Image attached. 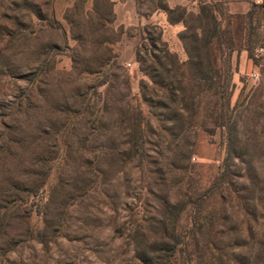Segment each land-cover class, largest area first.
Masks as SVG:
<instances>
[{
    "label": "rangeland",
    "instance_id": "rangeland-1",
    "mask_svg": "<svg viewBox=\"0 0 264 264\" xmlns=\"http://www.w3.org/2000/svg\"><path fill=\"white\" fill-rule=\"evenodd\" d=\"M165 1L184 8L189 27L199 7L215 5L223 53L213 40L211 57L232 72L227 184L197 212L211 251L184 253V235L190 202L223 162L225 134L211 99L193 100L195 83H184L186 107L169 96L180 86L165 84L187 68L169 73L150 59L153 39L185 64L183 24L148 19L157 0H135L140 19L128 26L112 0H0V264H142L135 236L149 264H184V254L191 264H264V11L250 19L228 0ZM139 112L142 143L132 137Z\"/></svg>",
    "mask_w": 264,
    "mask_h": 264
},
{
    "label": "trees",
    "instance_id": "trees-1",
    "mask_svg": "<svg viewBox=\"0 0 264 264\" xmlns=\"http://www.w3.org/2000/svg\"><path fill=\"white\" fill-rule=\"evenodd\" d=\"M218 1H227V0H218ZM252 8H250L244 15L247 18H252L253 14L258 10H263V5L252 3ZM155 9L164 12L167 16V21L170 25L182 23L183 30L178 33V39L183 43L186 53L187 60L184 62H179L177 57L170 53V51L164 47L162 50L158 49L155 45V41L150 39V59L153 64H155L158 68L164 69L166 72L171 73L172 69H183L184 66L187 68L186 70L190 73L186 76L181 73L179 75V79L173 75L174 81H170V84H165V88H169L172 84L171 82H176L178 86H180V95H174L170 91L169 96L173 98V102L176 101L178 97H180L182 107H186L184 105V101L186 100V88L184 83L192 82L196 84L198 87L197 93L193 96V100L199 99L203 94L204 97H208L211 103V107L209 108V112L211 117L213 118V126L222 130L225 134V156L223 158V162L219 168L217 175L212 180L209 187L202 192L199 197L195 198L192 202H190L191 211H194V215L191 214V226L188 231V236L184 235V253H187V249L191 247H198L201 245L205 249L211 251L212 243L209 236L205 234L204 224L202 221H198L197 212L200 210L201 206L213 199L214 196L217 195L218 190L222 187V185L227 184L225 181L226 174L229 171L230 164L232 162L233 155V133L236 130V123L232 120V113L236 106H230V96L227 93V90L231 81V69L228 67H222L218 65L217 59L215 57L212 58V48L211 45L213 40L216 41L217 51L220 54L223 53V43L220 40V36L218 35V19L215 15L217 9L215 5L212 4H203L199 7L198 13L195 15L194 24L192 26L184 25V8H170L165 0H157V5ZM27 10L30 15L39 17L41 14L40 6L36 5L33 1H30L27 6ZM177 11H180L178 15H174ZM145 32V31H144ZM164 46V43H161ZM228 48V47H227ZM155 51L162 52V58L158 55H155ZM138 52L136 50V62L140 64L139 70L145 73V69L143 68L144 60L139 59ZM161 59H165L169 64L171 69H168V64L162 63ZM142 64V66H141ZM111 67L116 66V58H114L110 64ZM201 85V86H200ZM181 86L183 87L181 89ZM195 87V86H194ZM140 88V97L144 104H147L148 107H151V100L147 99V96L144 92L145 85L143 82L139 84ZM186 89V90H185ZM200 101H198L199 104ZM139 117L137 121L134 123L132 137H136L139 139L140 143L144 140V127L146 126V122L141 117V113L139 112ZM139 143V146L142 147V144ZM136 146V144H135ZM139 147V155L142 156V150ZM206 224L209 228L212 229L213 218H205ZM198 223V224H197ZM210 231V229H208ZM135 257L142 262V264H149L147 262L148 254L145 253V247L137 236H135ZM178 242H175L174 246H176ZM174 248V247H173ZM175 250V248H174ZM173 250V252H174ZM170 257H173L174 254H170ZM187 255L184 254V264H191V261L187 259Z\"/></svg>",
    "mask_w": 264,
    "mask_h": 264
},
{
    "label": "crops",
    "instance_id": "crops-1",
    "mask_svg": "<svg viewBox=\"0 0 264 264\" xmlns=\"http://www.w3.org/2000/svg\"><path fill=\"white\" fill-rule=\"evenodd\" d=\"M114 3V12L117 16L119 24L125 26L132 25L135 22H139L140 17H138L135 0H112ZM229 3H235L244 9L245 12L249 10V6L255 3L254 0H228ZM167 3V2H166ZM256 4V3H255ZM169 6V4H167ZM261 5L264 8V0H262ZM170 7V6H169ZM148 19L154 20L161 26H171L167 21L166 14L160 10L152 13Z\"/></svg>",
    "mask_w": 264,
    "mask_h": 264
},
{
    "label": "built area",
    "instance_id": "built-area-1",
    "mask_svg": "<svg viewBox=\"0 0 264 264\" xmlns=\"http://www.w3.org/2000/svg\"><path fill=\"white\" fill-rule=\"evenodd\" d=\"M254 2H255L256 4H261V3H262V0H254ZM247 78L250 79V80H257V79H258V74H256V73H251V74H249V75L247 76Z\"/></svg>",
    "mask_w": 264,
    "mask_h": 264
}]
</instances>
